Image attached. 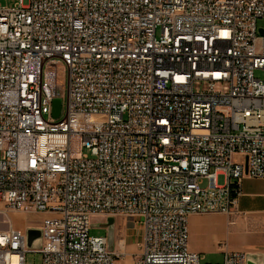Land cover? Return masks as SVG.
<instances>
[{
  "label": "built area",
  "instance_id": "built-area-1",
  "mask_svg": "<svg viewBox=\"0 0 264 264\" xmlns=\"http://www.w3.org/2000/svg\"><path fill=\"white\" fill-rule=\"evenodd\" d=\"M259 19L264 0L0 2V205L46 215L31 246L3 221L0 264H115L135 219V264H200L189 217L230 216L242 181L264 180ZM94 216L109 236L90 235ZM221 248V264H264Z\"/></svg>",
  "mask_w": 264,
  "mask_h": 264
},
{
  "label": "rangeland",
  "instance_id": "rangeland-1",
  "mask_svg": "<svg viewBox=\"0 0 264 264\" xmlns=\"http://www.w3.org/2000/svg\"><path fill=\"white\" fill-rule=\"evenodd\" d=\"M3 6L12 7L14 6L17 0H10L0 1ZM24 4L28 5L29 0H24ZM258 27L264 28V19L258 20ZM54 67L47 70L46 76L53 88L55 96L60 98L61 100L65 99L66 95V85H67V71L64 64L59 60L53 61ZM256 77L264 78V73L256 72ZM43 114L45 118L49 117V108L45 107L43 109ZM82 150L81 147V138L78 136L73 137L72 139V151L74 155H78ZM219 183H224V177H219ZM2 213V214H1ZM44 215L42 213H24L18 211H6L3 205H0V229L5 230L8 225L3 224L5 220L6 223L9 221L16 229H20L22 232H27L28 229L32 228H39L42 226V221L44 219ZM137 220V219H135ZM135 220L129 221V228L128 234L129 238V245L134 240V249L136 253L129 255L128 257L123 260H117L115 264H135L133 255H137L141 252L139 246L138 239L142 235V224L135 226V230L131 227L134 226ZM228 218H224V226L226 227V223ZM106 219L100 216H94L91 218V229L90 235L93 237H106L109 236L110 229L105 225ZM120 224V223H119ZM198 230L202 229V221L198 220L197 222ZM121 227V226H120ZM221 239V231L218 232L216 229H212L209 231H205L202 235H198L192 239L195 242L196 249L198 254L201 257L200 264H221L224 261V252L225 250L221 249L222 245H231V241L229 238H223L222 241L217 244V240ZM235 243V242H234ZM191 251V249H189ZM192 252V251H191ZM128 253V252H127ZM42 263V256L38 253H28L26 256V264H41Z\"/></svg>",
  "mask_w": 264,
  "mask_h": 264
},
{
  "label": "crops",
  "instance_id": "crops-1",
  "mask_svg": "<svg viewBox=\"0 0 264 264\" xmlns=\"http://www.w3.org/2000/svg\"><path fill=\"white\" fill-rule=\"evenodd\" d=\"M225 217H229L226 227L224 226ZM198 220L202 221L201 230H198L196 225ZM212 229L221 231V239L217 240V244L223 238L233 241L227 246L228 252H243L254 261L264 262V180L246 178L242 181L241 195L237 198L236 208L230 216L224 214L191 215L189 217V249L198 253L192 239ZM129 238L127 232L128 242ZM134 243L133 240L127 249L129 255L136 253Z\"/></svg>",
  "mask_w": 264,
  "mask_h": 264
},
{
  "label": "water",
  "instance_id": "water-1",
  "mask_svg": "<svg viewBox=\"0 0 264 264\" xmlns=\"http://www.w3.org/2000/svg\"><path fill=\"white\" fill-rule=\"evenodd\" d=\"M261 33H264L261 30ZM63 101L60 98H56L53 101V117L54 119H59L62 114ZM108 224L111 226L114 224V219L110 218ZM40 238V232L38 230L29 229L28 230V245L31 246L33 242ZM251 259V258H250ZM253 260V259H252ZM252 264V263H250Z\"/></svg>",
  "mask_w": 264,
  "mask_h": 264
}]
</instances>
